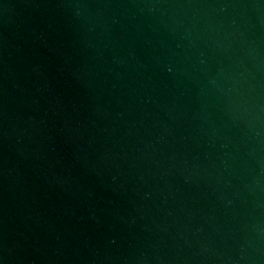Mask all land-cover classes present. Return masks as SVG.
<instances>
[{
    "label": "water",
    "instance_id": "water-1",
    "mask_svg": "<svg viewBox=\"0 0 264 264\" xmlns=\"http://www.w3.org/2000/svg\"><path fill=\"white\" fill-rule=\"evenodd\" d=\"M0 264H264V0H0Z\"/></svg>",
    "mask_w": 264,
    "mask_h": 264
}]
</instances>
